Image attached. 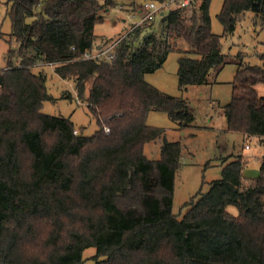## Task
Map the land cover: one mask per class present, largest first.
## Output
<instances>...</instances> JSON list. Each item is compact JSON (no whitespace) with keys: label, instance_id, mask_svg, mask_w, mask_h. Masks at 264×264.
Wrapping results in <instances>:
<instances>
[{"label":"trees","instance_id":"1","mask_svg":"<svg viewBox=\"0 0 264 264\" xmlns=\"http://www.w3.org/2000/svg\"><path fill=\"white\" fill-rule=\"evenodd\" d=\"M211 1L167 9L156 16L157 36L137 40L146 22L109 61L95 62L83 55L106 45L95 44L93 29L113 0H6L9 40L17 46L0 69V264H83L89 248L93 264H264V158L249 183L242 180L243 157L224 159L220 179L192 197L178 219L172 201L180 142L163 139L159 160L143 154L163 135L146 124L149 112L165 113L179 130L194 121L186 101L144 77L179 51L180 91L208 85L228 63L222 38L246 13L264 30V0H223L222 33L214 34ZM180 42L188 50H179ZM47 65L74 84L95 119L92 136L79 134L68 118L41 113L51 97L44 72L34 70ZM231 85L221 108L226 131L264 146V96L257 93L264 67L239 63ZM63 98L75 100L68 92Z\"/></svg>","mask_w":264,"mask_h":264},{"label":"rangeland","instance_id":"2","mask_svg":"<svg viewBox=\"0 0 264 264\" xmlns=\"http://www.w3.org/2000/svg\"><path fill=\"white\" fill-rule=\"evenodd\" d=\"M115 6L102 12V20L95 24L93 35L96 45L110 44L124 36L131 23L139 22V14H135L131 7L134 2L142 5L143 0H113ZM6 0H0V68L5 65L6 52L16 48L14 39L9 40L10 24L5 16ZM223 0H212L209 7L211 30L214 34H221L222 27L217 19ZM187 10H191L187 8ZM132 11V12H131ZM189 12V11H188ZM164 13H167L165 11ZM252 13H246L237 24L234 32L222 38L221 52L226 55L227 64L212 75L208 85L189 86L180 91L177 81V59L179 51L168 54L162 67L152 74H147L145 81L159 92L170 97L181 98L186 101L194 121L190 127L179 130L163 112L152 111L146 116L148 126L163 129L160 139L144 145L143 154L149 160L160 159V147L163 139L170 142H180L182 146L179 167L175 174L172 213L180 219L184 212V205L200 190L206 192L209 184L220 179L223 160L230 161L235 156L243 157L244 167L242 180L245 183L259 176V168L264 158V146L256 138L243 137L240 133L226 131L225 119L221 108L231 98L232 85L239 63L242 65L264 67V30L255 24ZM160 18L156 17L146 28H142L137 40L144 35H158ZM135 35H132L131 40ZM130 37V36H129ZM10 41V42H9ZM103 43V44H102ZM179 50H188L187 46L179 43ZM42 70L46 76V90L50 101L42 104L41 113L68 118L75 130L84 137L92 136L97 130L95 119L88 112L85 104L75 100L63 98L65 92L73 98L74 84L64 81L54 74V67L43 66L34 71ZM259 96H264V86L257 87ZM249 147L248 150L244 146ZM226 212L237 217L238 211L234 206H228ZM94 248L84 250L83 264H93Z\"/></svg>","mask_w":264,"mask_h":264},{"label":"built area","instance_id":"3","mask_svg":"<svg viewBox=\"0 0 264 264\" xmlns=\"http://www.w3.org/2000/svg\"><path fill=\"white\" fill-rule=\"evenodd\" d=\"M201 0H163V1H147L144 2L141 5V9L135 13L131 14V16H136V14H139V22L137 23H131L129 25V30L127 33L120 37L118 40L106 44L102 50L94 51V52H86L83 55V60H91L95 62H99L103 59L106 61H109L111 58L112 51L118 46L123 40L128 39L129 36L141 25H143L146 22H152L156 16L159 14H162L164 11H166L169 8L175 7V8H193L194 6H197ZM52 66V65H47ZM53 67V66H52ZM1 69V68H0ZM73 98L77 103H79L77 98V93L75 90H73ZM104 132L108 133V129L104 128ZM75 135L76 132H73ZM245 150H248L249 147L247 145L244 146Z\"/></svg>","mask_w":264,"mask_h":264}]
</instances>
